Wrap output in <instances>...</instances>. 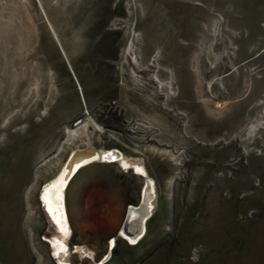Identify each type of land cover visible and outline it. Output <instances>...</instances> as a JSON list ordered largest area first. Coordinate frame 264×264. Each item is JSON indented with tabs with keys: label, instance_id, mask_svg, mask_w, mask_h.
Returning <instances> with one entry per match:
<instances>
[{
	"label": "rangeland",
	"instance_id": "rangeland-1",
	"mask_svg": "<svg viewBox=\"0 0 264 264\" xmlns=\"http://www.w3.org/2000/svg\"><path fill=\"white\" fill-rule=\"evenodd\" d=\"M82 119L114 136L44 163ZM86 147L144 166L155 202L129 244L146 176L83 167L65 194L70 264H102L107 243L104 264H264V0H0V264H58L40 193Z\"/></svg>",
	"mask_w": 264,
	"mask_h": 264
},
{
	"label": "bare ground",
	"instance_id": "bare-ground-1",
	"mask_svg": "<svg viewBox=\"0 0 264 264\" xmlns=\"http://www.w3.org/2000/svg\"><path fill=\"white\" fill-rule=\"evenodd\" d=\"M171 82L172 81H170L168 84L171 85ZM153 83L155 90L157 91V96L162 102L161 106H168L167 101L171 97V93L163 92L161 90V83H157L155 79L153 80ZM82 117L87 118L89 117V114L87 112L83 113ZM78 122L79 120L75 122L73 121L75 124L67 128L65 127V129H62L61 127L60 132L65 134V141L62 142L60 147L58 146L59 148L56 149V151L51 157L48 158V160H43L44 163L52 162L60 158L62 151L68 147L66 146L67 143H72L75 137H78L80 134H89L94 131L100 135H107L108 137L114 136V134L107 132L102 127H97V129L92 128L86 119H82L79 124L76 125ZM184 136L186 137L187 135L185 134ZM192 141H195L198 144L197 140ZM233 146L238 147V143L234 141ZM143 148L147 149L151 148V146H146ZM152 148L157 150L160 149V147ZM243 150L245 149L243 148ZM163 151V153H167L166 151L168 150L163 149ZM169 154L174 156V154L172 155L171 152H169ZM95 162L106 164L118 162V164L125 170L133 171L141 176H146L147 174L144 166H141L139 163L130 162L129 160L125 159L123 154L117 150H99L94 147H86L75 150L70 154L60 171L49 183L43 186V189L40 193V202L44 205V211H46L47 217L51 220L58 232L56 236L49 238L50 246L52 247L51 250H53L52 255L57 259L58 264H70L68 257L72 254V248H70L68 244L70 238V223L66 208V190L73 177L83 167ZM144 182L145 185L140 193L139 202L137 205L133 207L131 206L129 208L127 213L128 217L124 221L120 231V236L124 237L132 245L136 244L141 238V235L144 232L146 221L152 216V211L154 208V182L147 176ZM114 245L115 240H112L110 246L113 247ZM76 249L79 250L78 247H76ZM75 253H77V251ZM106 259L107 257L105 260Z\"/></svg>",
	"mask_w": 264,
	"mask_h": 264
},
{
	"label": "crops",
	"instance_id": "crops-1",
	"mask_svg": "<svg viewBox=\"0 0 264 264\" xmlns=\"http://www.w3.org/2000/svg\"><path fill=\"white\" fill-rule=\"evenodd\" d=\"M140 193H141V191H140ZM139 197H140V194H139ZM138 202H139V198H138ZM138 202H137V203H138ZM149 218H150V217H149ZM149 218H148V219H149ZM146 223H147V221H146ZM146 226H147V224H146L145 227H144V232H143V234L141 235V238H142V236L146 233ZM121 228H122V227L119 228V235H120ZM141 238H140V239H141ZM140 239H139V240H140ZM127 242H128V241H127ZM137 242H138V241H137ZM115 243H116V240H115ZM128 243H129V242H128ZM129 244H130V243H129ZM134 245H135V244H134ZM105 247H106V246H105ZM107 247H109V244H108V243H107ZM107 253H108V254H107ZM104 254H106L107 259H106V260L104 259V260L102 261V264L106 263V262L110 259V257H111V251H107V252H105ZM104 254H102L101 257L104 256ZM101 257H100V258H101ZM106 257H105V258H106ZM95 258H96V257H95ZM99 260H100V259H99ZM99 260H98V261H99ZM98 261H97L96 259H94V262H95V263L98 262Z\"/></svg>",
	"mask_w": 264,
	"mask_h": 264
},
{
	"label": "water",
	"instance_id": "water-1",
	"mask_svg": "<svg viewBox=\"0 0 264 264\" xmlns=\"http://www.w3.org/2000/svg\"><path fill=\"white\" fill-rule=\"evenodd\" d=\"M74 124H75V123H73V121H68V122H67V125H68V126H72V125H74ZM186 137H188V136H186ZM193 140H195V139H193ZM43 207H44V205H43ZM45 213H46V211H45ZM127 217H128V215H126L125 220H126ZM107 250H108V247L106 246V247L104 248L102 254H104ZM113 253H114V252H112V254H113ZM100 257H101V255H100V256H97L95 259L98 260Z\"/></svg>",
	"mask_w": 264,
	"mask_h": 264
}]
</instances>
